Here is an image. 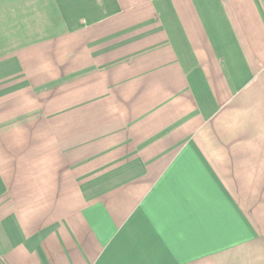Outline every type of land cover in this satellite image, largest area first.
<instances>
[{
    "label": "crops",
    "instance_id": "1",
    "mask_svg": "<svg viewBox=\"0 0 264 264\" xmlns=\"http://www.w3.org/2000/svg\"><path fill=\"white\" fill-rule=\"evenodd\" d=\"M0 264H264V0H0Z\"/></svg>",
    "mask_w": 264,
    "mask_h": 264
}]
</instances>
